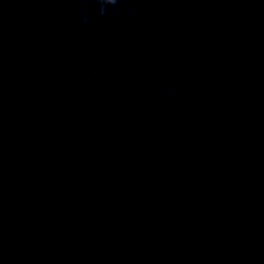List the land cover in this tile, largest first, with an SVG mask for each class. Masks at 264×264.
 <instances>
[{"label":"water","instance_id":"1","mask_svg":"<svg viewBox=\"0 0 264 264\" xmlns=\"http://www.w3.org/2000/svg\"><path fill=\"white\" fill-rule=\"evenodd\" d=\"M0 264H264V0H0Z\"/></svg>","mask_w":264,"mask_h":264},{"label":"clouds","instance_id":"2","mask_svg":"<svg viewBox=\"0 0 264 264\" xmlns=\"http://www.w3.org/2000/svg\"><path fill=\"white\" fill-rule=\"evenodd\" d=\"M93 5L94 11L97 15H114L116 12V5L119 0H88ZM78 14L80 10H77ZM83 23L87 22V18L85 17L82 21ZM94 71V70H93Z\"/></svg>","mask_w":264,"mask_h":264}]
</instances>
